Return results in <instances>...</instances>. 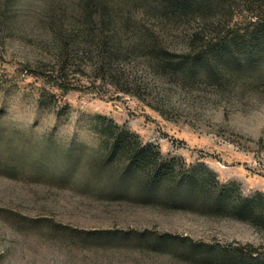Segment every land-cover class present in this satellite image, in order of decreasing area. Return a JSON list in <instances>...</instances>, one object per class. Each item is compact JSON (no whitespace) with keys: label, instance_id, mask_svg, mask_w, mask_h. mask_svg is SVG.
I'll return each mask as SVG.
<instances>
[{"label":"rangeland","instance_id":"obj_1","mask_svg":"<svg viewBox=\"0 0 264 264\" xmlns=\"http://www.w3.org/2000/svg\"><path fill=\"white\" fill-rule=\"evenodd\" d=\"M161 1L0 0V264H264V54L152 57L252 10Z\"/></svg>","mask_w":264,"mask_h":264},{"label":"trees","instance_id":"obj_2","mask_svg":"<svg viewBox=\"0 0 264 264\" xmlns=\"http://www.w3.org/2000/svg\"><path fill=\"white\" fill-rule=\"evenodd\" d=\"M244 1L249 8L252 10L251 21L249 25L243 28V31L238 35H230L226 33L221 40L215 41L213 44H207V48H203L202 51H195L193 49L195 45V37L197 35L196 29L190 32V43L183 48V52L175 53L169 51L167 48H161L160 53L152 55L156 60L164 59L166 60L167 69H172L176 71L177 68L187 67L195 68L197 65H204V58L208 61V64L218 65L222 57L229 56L236 59H240V56H243V60L251 65H256L260 61L264 54V0H240ZM223 0H163L160 3L158 2L159 10L162 12V16L170 17L175 21H180L184 16H188L194 10H200L210 6L212 3L216 5H221ZM113 22V17L111 16ZM89 30V29H88ZM83 33V32H82ZM111 34L108 40H100L105 45L110 43L109 47V59L118 52L117 42L115 41V34L117 31L109 30ZM89 43V42H88ZM205 46V47H206ZM185 50V51H184ZM162 52V53H161ZM106 55V54H105ZM171 56L179 57L178 60L171 61ZM113 60V59H112ZM104 62L101 65L110 66L113 64V61ZM241 62V61H240ZM98 64V68H99ZM114 69L104 68L103 73L109 76H112ZM136 163H142L145 159V155H136ZM133 163V162H132ZM246 208V205H245ZM247 209L253 211L254 208L248 206ZM258 219V218H257Z\"/></svg>","mask_w":264,"mask_h":264}]
</instances>
